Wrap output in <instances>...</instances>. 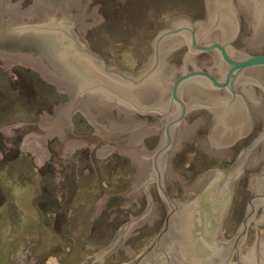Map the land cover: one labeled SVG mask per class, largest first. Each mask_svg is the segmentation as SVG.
<instances>
[{
	"label": "water",
	"instance_id": "1",
	"mask_svg": "<svg viewBox=\"0 0 264 264\" xmlns=\"http://www.w3.org/2000/svg\"><path fill=\"white\" fill-rule=\"evenodd\" d=\"M205 2L213 25L224 28L225 34L232 32L233 38L240 35L242 28L238 43L250 50H264V0ZM180 18L184 17L174 18L169 28L157 34L146 64L131 73L109 65L85 42L88 29L103 19L96 0L1 1L0 66L9 71V76L14 65L37 71L42 79L55 86L57 93L69 95L66 104L53 107L54 117L45 111L38 116V129L23 137L20 150L33 156L35 169L48 160L50 152L46 148V139L55 137L58 138L56 149L61 154L86 146L90 151L97 147L96 158L111 152L126 156L136 165V171L131 176V190L124 193L125 196L129 199L147 197L146 209L124 223L114 240L97 254L86 258L83 264H100L104 257L112 253L117 255L120 249L129 257L136 253L123 243L128 237L139 234H132V230L143 225L151 227L158 219L156 204L149 195L153 181L167 206V215L155 242L126 264H264V174L251 173L259 174L256 179H248L247 187L255 196L250 199L236 235L228 241L221 236L222 225L237 181L229 195L225 192L241 173L240 164L229 170H208L197 176L191 185L202 184L204 190L194 194L184 205L175 202L165 189L164 177L174 179L178 175L172 168L173 155L194 133L186 122L182 123L187 108L179 99L180 88L182 96L187 94L181 86L198 78L209 80L217 88L229 81L227 77L226 83L220 84L204 72L184 71L186 66L182 64L164 70L165 42L182 31L192 33L193 37L191 27H178ZM218 37L215 35L216 39ZM187 39L189 42L190 35ZM191 47L205 50L217 45L202 46L193 42ZM232 63V72L264 65V54L247 56ZM181 71H184L183 75L174 80ZM142 86H148L144 94L137 90ZM142 96L146 107L132 100ZM168 101L177 105L176 113L162 116L159 109L147 107L155 105L160 108ZM76 110H80L95 127L92 135L77 136L71 132L73 126L69 119ZM239 111L238 105L232 104L224 113H219L218 118L223 124L219 127L225 129L217 128L211 133L215 143L219 144L223 136L234 132L233 127L226 124V119H237L241 115ZM155 112L158 114L146 115ZM158 132L161 134L158 146L152 151L146 150L143 138ZM207 144V140H203V150L219 156ZM218 238L226 243L218 244Z\"/></svg>",
	"mask_w": 264,
	"mask_h": 264
},
{
	"label": "rangeland",
	"instance_id": "2",
	"mask_svg": "<svg viewBox=\"0 0 264 264\" xmlns=\"http://www.w3.org/2000/svg\"><path fill=\"white\" fill-rule=\"evenodd\" d=\"M0 0V5H1ZM15 1V0H13ZM236 1V0H234ZM102 21L86 32L88 47L109 65L134 73L147 62L157 34L179 16L195 19L203 15V0H96ZM12 73L0 66V264H83L110 244L118 229L146 209L147 197L129 199L131 176L136 165L131 158L111 152L96 158L97 147L77 148L71 153L56 149L58 138L46 139L48 160L35 169L33 156L22 152L23 137L39 127L38 116L66 104L67 93H57L37 71L14 65ZM74 135H92L91 125L80 110L70 115ZM161 134L143 138L145 149L158 146ZM205 133L194 131L172 158L176 178L164 177L169 196L186 204L203 192L202 184L191 185L208 170L230 168L229 158L207 154L202 148ZM262 163L246 171L236 182L223 220L221 236L231 240L245 218L254 192L249 190L251 173H261ZM149 195L158 217L152 226L143 225L131 233L123 245L136 253L129 257L123 249L100 264H126L139 257L155 242L167 215V206L151 184Z\"/></svg>",
	"mask_w": 264,
	"mask_h": 264
},
{
	"label": "flooded vegetation",
	"instance_id": "3",
	"mask_svg": "<svg viewBox=\"0 0 264 264\" xmlns=\"http://www.w3.org/2000/svg\"><path fill=\"white\" fill-rule=\"evenodd\" d=\"M203 5L204 12L202 16L196 19L191 16L178 19L179 28L188 29L191 27L193 29L194 41L192 40V33L189 34V32L184 31L169 38L163 48L166 51L163 66L165 70L182 64L186 66L184 71L204 72L220 84H225L228 77V84L218 88L214 87L205 78L190 80L181 86L187 95L182 96L180 88L179 99L187 108L182 123L186 122L191 131L201 130L204 132L208 143L207 147L220 157H224L226 154L235 155L234 159L229 158L230 166L233 167L236 164L242 166L241 173L232 182L231 187L226 188L225 193L229 195L233 184L242 179L247 170L260 163L264 167V65L232 72L234 68L232 62H239L251 55H263L264 50H250L238 43L242 28L237 38H233L232 32L225 34L224 28L210 22L205 0H203ZM189 35L190 41L187 42ZM215 35L220 38L216 39ZM193 42L202 46L216 44L217 47L201 50L191 47ZM184 71L178 72L174 80L183 75ZM147 87L142 86L137 90L144 94ZM132 100L139 106L146 107L143 96ZM143 103L144 105H142ZM232 104L238 105L239 113H241L240 119H238L239 117L237 119H226V124L232 126L234 132L228 136H223L219 144L215 143L212 140L211 133L216 131L217 128L220 130L225 129L220 128V124L222 126L223 124L218 115L224 113ZM147 107L159 109V114L162 116L165 114L171 115L177 111V105L174 102L170 104L169 101L164 105H160V108L155 105H148ZM157 114L155 112L146 115ZM162 122L163 119H161L160 124ZM259 174L263 175L264 170ZM259 174H249L248 177L256 179ZM254 228L257 232V226ZM215 238L217 239V236H214ZM218 240H220L218 244L224 245L226 243L222 239L218 238Z\"/></svg>",
	"mask_w": 264,
	"mask_h": 264
},
{
	"label": "bare ground",
	"instance_id": "4",
	"mask_svg": "<svg viewBox=\"0 0 264 264\" xmlns=\"http://www.w3.org/2000/svg\"><path fill=\"white\" fill-rule=\"evenodd\" d=\"M49 115V114H48ZM49 116H51V117H54L55 115H49ZM191 198V197H190Z\"/></svg>",
	"mask_w": 264,
	"mask_h": 264
}]
</instances>
